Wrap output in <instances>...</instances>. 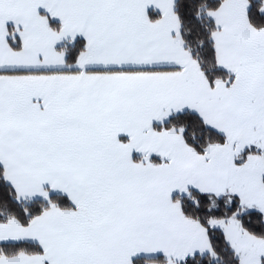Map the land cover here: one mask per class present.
Listing matches in <instances>:
<instances>
[{"label": "crops", "instance_id": "obj_1", "mask_svg": "<svg viewBox=\"0 0 264 264\" xmlns=\"http://www.w3.org/2000/svg\"><path fill=\"white\" fill-rule=\"evenodd\" d=\"M174 1L0 0V166L18 200L60 194L73 206L48 209L26 226L0 224V243L42 249L0 256V264H132L208 253L205 228L173 199L189 188L236 195L264 214L263 161L254 163L262 156L236 161L252 144L264 149V27L249 23L248 0H222L211 12L216 62L232 76L211 86L183 46ZM77 37L86 49L67 66L56 47ZM183 110L225 143L199 155L179 133L152 128ZM212 222L234 251L264 247L234 217Z\"/></svg>", "mask_w": 264, "mask_h": 264}, {"label": "trees", "instance_id": "obj_2", "mask_svg": "<svg viewBox=\"0 0 264 264\" xmlns=\"http://www.w3.org/2000/svg\"><path fill=\"white\" fill-rule=\"evenodd\" d=\"M222 0H175L174 13L179 25V34L185 50L198 64V69L205 75L210 85L217 81L229 83L232 76L216 62L215 46L212 38L216 30L211 17ZM247 12L249 23L255 28L264 27V0H248ZM152 20L158 18V14L149 11ZM50 27L58 31L60 24L48 18ZM7 41L11 48H20L18 37L12 27L8 28ZM86 44L82 38L64 40L56 47L64 57L67 66H73L84 53ZM76 72V69H64L63 71ZM113 71V70H107ZM97 72V71H89ZM152 128L155 131L171 130L181 135L185 144L197 154H203L211 144H224L225 137L222 133L205 124L202 118L195 112L183 110L169 115L166 119L156 122ZM256 153L264 158V151L259 148L245 149L236 159L243 162L247 154ZM138 159V156H134ZM153 162H161L157 157L149 158ZM264 186V176L262 178ZM173 199L179 204L181 213L202 225L207 233L209 252L205 254H193L180 260L173 261L163 256L151 258L137 257L132 264H240L235 251L227 242L223 231L212 227V220H227L234 217L239 222L241 229L255 237L264 239V216L256 208H244L236 195L224 193L221 195L209 192H200L193 188L185 193L174 195ZM73 206L66 196L51 194L47 199L18 200L13 188L6 182L3 168L0 166V224L10 220L17 221L26 226L34 217L51 209H71ZM41 247L28 241L2 242L0 243V256H15L18 254H40ZM264 264V258L261 259Z\"/></svg>", "mask_w": 264, "mask_h": 264}, {"label": "rangeland", "instance_id": "obj_3", "mask_svg": "<svg viewBox=\"0 0 264 264\" xmlns=\"http://www.w3.org/2000/svg\"><path fill=\"white\" fill-rule=\"evenodd\" d=\"M252 148L254 149V148H258V147H257V145H253L252 144ZM259 149H261V148H259ZM261 150L264 151V149H261ZM239 155H238L237 158H239ZM247 156H248V154H247ZM255 159L256 160L258 159L259 161L262 159V161H263V167L260 168V162H259V165L257 166V169L260 170V171H262L263 172V175H264V159L262 157H260V158L255 157L254 158V163L256 162ZM249 198H251L250 195H249ZM260 206H261V209L264 211V198L262 199V201L260 203ZM212 221L210 222V224H211V226H214L213 224L215 222H212ZM256 238H258V237H256ZM260 239L264 240L263 238H260ZM235 252H236V254H237L238 258H239L240 264H261L260 259L261 258H264V247L263 248L258 247L257 249H255V246H254L253 249L248 248L247 250H244L243 247H240L238 245H235Z\"/></svg>", "mask_w": 264, "mask_h": 264}]
</instances>
